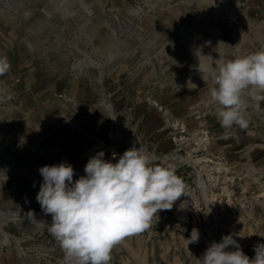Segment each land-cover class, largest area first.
<instances>
[{"label": "rangeland", "instance_id": "374dc122", "mask_svg": "<svg viewBox=\"0 0 264 264\" xmlns=\"http://www.w3.org/2000/svg\"><path fill=\"white\" fill-rule=\"evenodd\" d=\"M262 45L264 0H0L11 65L0 75V264L62 262L47 228L24 219L31 210L51 223L36 200L41 167L66 162L76 180L99 151L112 160L133 146L175 168L188 196L117 245L111 264H198L228 234L253 258L264 103L226 139L197 66ZM193 228L199 242L187 246Z\"/></svg>", "mask_w": 264, "mask_h": 264}, {"label": "clouds", "instance_id": "9594fccd", "mask_svg": "<svg viewBox=\"0 0 264 264\" xmlns=\"http://www.w3.org/2000/svg\"><path fill=\"white\" fill-rule=\"evenodd\" d=\"M10 67L7 57L0 56V75ZM197 70L204 81L211 78L213 82L210 100L216 105L215 115L225 138L234 128L247 129L249 107L260 111L264 103V45L227 61L199 59ZM117 155L112 153L113 163L99 151L89 158L85 175L76 180L73 166L66 162L39 169L43 182L36 200L44 215L51 216V223L38 220L31 210L24 219L47 228L63 253L61 264H111L117 245L149 230L154 219L158 222L159 212L172 210L182 196H188L175 168L154 163L141 147L129 148L118 159ZM184 207L181 203L180 208ZM199 235L193 228L185 239L187 246L198 243ZM254 252L249 258L233 234H228L220 242L213 241L197 261L264 264V243L254 245Z\"/></svg>", "mask_w": 264, "mask_h": 264}]
</instances>
